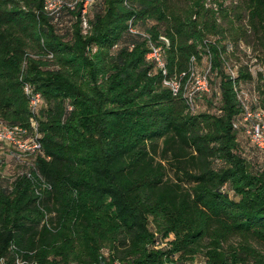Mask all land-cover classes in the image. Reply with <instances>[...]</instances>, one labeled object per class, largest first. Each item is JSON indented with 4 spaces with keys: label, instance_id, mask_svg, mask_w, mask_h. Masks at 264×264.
<instances>
[{
    "label": "trees",
    "instance_id": "16d2710c",
    "mask_svg": "<svg viewBox=\"0 0 264 264\" xmlns=\"http://www.w3.org/2000/svg\"><path fill=\"white\" fill-rule=\"evenodd\" d=\"M205 1L0 0V120L39 141L0 160L4 264H264V150L231 124L234 83L264 111V54L256 85L239 81L250 63L226 65L238 38L264 51V0ZM148 40L165 75L209 60L193 108Z\"/></svg>",
    "mask_w": 264,
    "mask_h": 264
},
{
    "label": "built area",
    "instance_id": "2783aa9c",
    "mask_svg": "<svg viewBox=\"0 0 264 264\" xmlns=\"http://www.w3.org/2000/svg\"><path fill=\"white\" fill-rule=\"evenodd\" d=\"M87 0H84V5ZM44 5L50 12L56 10L61 5V0H44ZM84 9H82L83 11ZM84 22V21H83ZM131 29V28H130ZM146 57L151 58L157 67L160 68L163 74V82L168 85L172 94H180L186 104L193 108L194 100L193 95L200 90L208 89V67L209 60H206V65L200 67L196 65L194 57H189V63L185 69L174 71L171 75L166 74L165 62L162 57V48L159 44H155L148 40V49ZM229 68V66H227ZM236 64L229 68L230 74L235 73ZM25 92H30V86L28 84L23 85ZM233 90L235 98L238 101L239 107L236 115L237 119L232 121V126L238 128L240 133L246 136L247 140L253 144L256 148L264 150V111L263 108L257 104L258 101L255 96V88H246L236 83L233 84ZM39 99L37 92L31 93L29 96L28 106L32 111L35 108V104ZM252 99L253 106L249 105V100ZM255 104V105H254ZM34 127L35 121H30ZM34 132L30 133L27 129L20 124H7L0 120V144L8 147L10 155H14L17 158L29 155L39 147V141L36 138L37 133L35 128ZM21 161V160H19ZM16 264H34L33 259L15 256ZM0 264H4L3 257L0 256ZM97 264H125L119 259H111L109 261L100 260Z\"/></svg>",
    "mask_w": 264,
    "mask_h": 264
},
{
    "label": "rangeland",
    "instance_id": "374dc122",
    "mask_svg": "<svg viewBox=\"0 0 264 264\" xmlns=\"http://www.w3.org/2000/svg\"><path fill=\"white\" fill-rule=\"evenodd\" d=\"M217 3L221 4H228V0H212L210 1H205L204 5H209L212 6V8L217 9ZM235 22H237L236 19H233ZM240 23H245L244 19L240 20ZM239 23H236L235 26H237ZM82 26H85V23H82ZM237 32V31H236ZM238 33V32H237ZM210 40H214V36H209ZM219 44H221V41H217ZM231 49L227 51V59H226V65L232 67L233 64L240 66L243 64L250 63L251 64V78H250V83L246 82L244 78H239V81L245 82L246 85H256V72L255 68H259L263 72V37H262V45H255V43L252 44V41L243 40V38H238V40L231 41L230 43ZM209 55V51H208ZM202 61L203 57L198 58V61ZM201 64V63H199ZM200 67V66H199ZM244 80V81H243ZM239 84V83H238ZM237 139H241V142L244 144V140L246 138L242 137L240 134L237 137ZM248 143V141H247ZM245 143V144H247ZM28 155L20 157L21 160L27 159ZM10 157V153L8 150V147L4 146V148H0V160H5L7 161L8 158ZM12 165V164H11ZM0 171L5 172L6 171V166L0 164ZM172 236L171 234H167V236L163 239H170ZM183 264H202L201 263V256L200 255H195V256H190L184 259Z\"/></svg>",
    "mask_w": 264,
    "mask_h": 264
}]
</instances>
